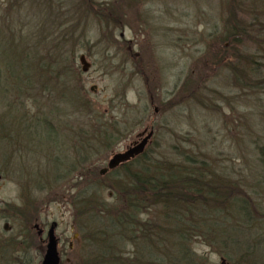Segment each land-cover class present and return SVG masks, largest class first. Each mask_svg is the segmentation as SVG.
<instances>
[{
    "label": "rangeland",
    "instance_id": "rangeland-1",
    "mask_svg": "<svg viewBox=\"0 0 264 264\" xmlns=\"http://www.w3.org/2000/svg\"><path fill=\"white\" fill-rule=\"evenodd\" d=\"M231 1L0 0V28L6 37L12 33L9 44L0 30L4 86L8 66L20 77L12 80L20 92H0V121L12 135L8 147L0 145V264H39L44 243L33 224L47 231L52 222L64 253L61 264H99L87 263L104 253L89 234L110 215L90 222L83 204L91 201L92 213L121 207L108 179L120 177L122 168L107 176L100 170L151 128L147 160L199 161L228 184L237 181L247 206L243 211L230 201L223 212L202 208L198 220L187 199L181 207L184 241L163 237L153 248L138 232L134 242L115 245L117 260L168 264L182 248L193 264H221V257L229 264H264V187L258 184L264 179V81L233 74L236 47L225 29ZM241 2L235 19L250 23L261 9ZM254 42L264 46V34L258 38L250 30L245 37L256 56ZM53 43L64 68L46 81L48 71L38 78L36 63L50 61ZM80 54L90 64L85 72ZM156 210L139 216L148 223L146 234L152 227L167 231Z\"/></svg>",
    "mask_w": 264,
    "mask_h": 264
},
{
    "label": "trees",
    "instance_id": "trees-1",
    "mask_svg": "<svg viewBox=\"0 0 264 264\" xmlns=\"http://www.w3.org/2000/svg\"><path fill=\"white\" fill-rule=\"evenodd\" d=\"M84 1L85 3L88 2V0ZM240 3H242L241 0H232L227 5L228 17L226 22L227 26H225V29L229 37L232 38V44L236 47V54L233 55L236 59L235 64H232L235 65L232 68L235 70L233 74L236 77H240V75L243 77H248V81H250V74H252L254 76L260 77L264 81V74H262L263 70L260 69L264 68V63L260 64V62L256 60L257 58L264 59V46L261 42H254L256 49L255 56L254 54H250L249 50H247L250 48V44L245 43V37H247V34L250 33V30L255 31L258 38L264 34V20L260 19L264 17V14H259L264 13V0H251V4L253 6L250 8V10L257 11L256 9L258 8L261 10L258 14H256L254 20L250 23H246V21L242 19H235L236 6H240ZM120 12V15L123 17L124 11L120 9ZM0 30L2 31L1 36L5 37L9 43L10 39H8V37H11L12 33L6 37V31L3 28H0ZM51 32L53 31L51 30L49 33ZM248 41L250 42V40ZM51 46L53 47L54 51L51 52L49 47L50 54L48 55V59L50 61L46 60V62H39L40 64L37 62L35 69L38 78L41 77L40 73H44L46 70L48 71V73L44 75L46 81L59 78V74L62 72L61 68H64L62 66V61H58V58L61 56L56 50V43H53ZM23 63L24 62L21 61V64ZM7 71L8 72L4 77L7 80L5 87L2 80L4 73H1L0 70V92L2 91L5 94L8 93L9 88H11L13 91H18L15 90L12 80L15 77L18 79L20 78L16 74L14 75L11 73L9 66L7 67ZM42 80H44L43 76ZM10 83L11 86L9 85ZM25 84L26 86L31 85L32 82ZM56 91L63 93L59 89H56ZM146 151L147 148L136 159L122 164L119 167L122 168L123 172L122 174H118L120 177L117 178V175H115V177L108 179L110 184L112 182L109 188L112 190V194L115 195V197L117 195L118 200L121 202V207L115 206L109 211L100 209L99 212L92 213L90 210L92 209V202L86 201L85 204H83V209L85 212H87L85 213V219H89L90 222H94L98 217L97 215L99 214L104 215V213H107L110 215H104L106 222L104 227H101V229L98 228L97 233L89 234L90 239L94 240L96 245L101 246V248L104 247V253H100L102 256L88 260L87 263H90L91 261H97L99 264H122L124 262L129 263L131 261H136V263H138L141 257H136L134 259H122L123 262L121 263L117 260L118 257L116 256V253H113L115 251V245L121 243L120 241H122V239L123 241L127 239L134 242V237H137L136 234L138 232L140 237L145 239L144 241H150L153 243V248L159 245V241L163 239V237L165 239L181 238L180 240L184 241L185 235L181 234V230L184 231L183 226H185L183 218L184 210L181 207L184 206V203L187 199L191 200V203H194L189 205V207H196L198 220H201L202 217V215L199 214H202V211H208V208L210 207H215V209L220 208V212H223L222 209H226L230 201L231 203L234 201L235 203L240 204V206L243 207V211H245L244 209L246 208L245 206H247V204L241 200V197L238 193L240 188L237 181L230 185L225 182L224 179L218 178L215 173L208 172V170L206 171L204 169L202 170L201 162H192L191 160L188 161L187 157L186 161L176 160L174 163L161 165L156 162L153 163L150 158L147 160ZM259 160L261 161L262 170H264V154L263 158ZM188 163H190L192 167L191 169L186 166ZM195 164L197 166L193 167ZM117 169L115 171H117ZM204 172L212 174V176L208 177ZM107 175L108 174L104 176ZM121 179H125L127 183L125 184ZM204 181H210L212 185L210 186L209 182L208 185L204 187L202 186ZM258 184L261 185V187H264V179L262 180V184L261 180ZM207 200H209L208 203H206ZM198 202H202V204L199 206L197 204ZM152 208L157 209L155 211L156 214L159 213L157 218L160 217L159 222L161 225L164 224L167 227V231H162L163 228L159 226L156 229L155 227H152L153 230H151V233L150 231L149 234L145 233L144 229L148 223L145 220H142L139 216L142 215L144 211H149ZM192 208L189 209V212H192ZM248 213L249 211H246V214ZM97 220L99 219L97 218ZM204 221L205 220H202V222ZM200 226L204 225L201 223ZM169 228L170 230L168 231ZM23 236L24 235H22V237ZM189 237L190 236L187 235L186 239ZM175 257H173L168 264H180L178 258H181V260L184 262H188V264H193L194 261L191 257V254L183 251L182 248L180 249L179 257ZM158 261L159 259L157 258V260H153L152 264H159Z\"/></svg>",
    "mask_w": 264,
    "mask_h": 264
},
{
    "label": "water",
    "instance_id": "water-1",
    "mask_svg": "<svg viewBox=\"0 0 264 264\" xmlns=\"http://www.w3.org/2000/svg\"><path fill=\"white\" fill-rule=\"evenodd\" d=\"M79 62L81 64V70L83 72L87 71L90 64L86 61V58L83 54L79 56ZM153 133L154 131L152 128L149 131L145 129L144 131L139 133L137 136L140 137V139L125 151L114 153L109 158L107 162V166L101 169L100 173L104 174L106 171L117 167L120 163L125 162L130 158L141 154L144 151L148 141L151 139ZM0 179H1V175H0ZM55 226L56 223L53 222L50 225L49 230L47 231L46 248L42 260L39 264H59L60 258L58 255V248H57L58 242H57V237L55 235ZM37 227L38 225L36 224L33 225V228H37ZM4 228L6 229L7 225H5Z\"/></svg>",
    "mask_w": 264,
    "mask_h": 264
},
{
    "label": "flooded vegetation",
    "instance_id": "flooded-vegetation-1",
    "mask_svg": "<svg viewBox=\"0 0 264 264\" xmlns=\"http://www.w3.org/2000/svg\"><path fill=\"white\" fill-rule=\"evenodd\" d=\"M139 139H140V137L136 136L135 140H133L132 142H130V143L125 147V149H124L123 151H125L126 149H128L129 147H131V146H132L135 142H137ZM11 141H12V135H11V131H10V129H9V126H7V125L5 124V121L3 122V121L1 120V121H0V145H1V147H4V146H5V147H8ZM138 156H139V155H137V156H135V157H132V158H130L129 160H127V161H125V162H130L131 160L136 159ZM125 162L120 163L117 167H115L114 169H110V170L106 171L104 174H101V173H100V174H101V175H106V174H109V173H113L117 168H119V167H120L122 164H124ZM85 174H87V173H84V174H83L84 177H86ZM81 176H82V175H81ZM34 224L38 225V227H37V228H34V229L36 230V234H37V236H38L39 241L42 242V244L44 243V251H43V254H42V257H43L44 252H45V248H46V239H44V234H45V236L47 235V231L49 230L50 226L48 227L47 231H45V229L42 228V227L40 226V224H38V223H34ZM34 224H33V225H34ZM56 237H57V236H56ZM57 242H58V243H57L58 255H59V258H60V261H59L60 263H59V264H61L62 256H63L64 253H62L61 250L59 249V243H60V242H59L58 237H57ZM70 247H71V245H70ZM65 260H66V261H69L70 258H69V257H65ZM220 260H221V261H222V260H225V264H229L228 262H226V259L223 258V257H221ZM222 264H224V262H223Z\"/></svg>",
    "mask_w": 264,
    "mask_h": 264
}]
</instances>
